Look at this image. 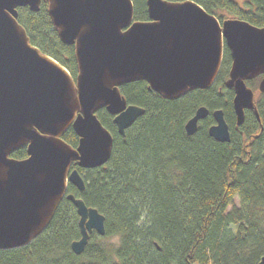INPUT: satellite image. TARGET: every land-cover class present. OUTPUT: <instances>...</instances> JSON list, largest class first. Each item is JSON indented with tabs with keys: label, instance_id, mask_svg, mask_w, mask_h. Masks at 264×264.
<instances>
[{
	"label": "water",
	"instance_id": "1",
	"mask_svg": "<svg viewBox=\"0 0 264 264\" xmlns=\"http://www.w3.org/2000/svg\"><path fill=\"white\" fill-rule=\"evenodd\" d=\"M42 0H0V248L25 245L41 233L66 195L79 215L80 237L71 248L80 254L90 233H106L105 215L68 192L84 189L78 167L106 163L114 137L97 114L105 107L121 135L145 112L130 103L120 85L144 79L167 98L210 87L218 77L227 46L232 62L224 84L233 89L239 125L255 109L248 79L261 75L264 92V25L238 16L220 19L195 0H146L149 18H134L133 0H47L48 13L62 42L74 44L78 72L29 41L18 21V7L38 10ZM209 113L208 132L231 138L222 107L199 105L185 123L193 134ZM72 126L76 146L63 138ZM26 146L27 156L11 153ZM259 264H264V255Z\"/></svg>",
	"mask_w": 264,
	"mask_h": 264
},
{
	"label": "trees",
	"instance_id": "2",
	"mask_svg": "<svg viewBox=\"0 0 264 264\" xmlns=\"http://www.w3.org/2000/svg\"><path fill=\"white\" fill-rule=\"evenodd\" d=\"M195 1L220 19V11L226 10L264 25V0H245V5L237 0ZM133 2L134 18L148 19L146 0ZM47 5L42 0L38 10L19 6L18 21L29 41L75 78L74 44L61 41ZM231 62L225 46L215 82L177 98L163 96L144 79L121 84L127 101L145 112L121 135L114 115L99 108V118L114 137L111 156L102 165L78 167L84 189L68 184V192L105 215L106 233L93 230L84 250L75 253L71 242L80 237L79 215L65 195L32 241L0 248V264H259L264 255V92L255 96L259 118L249 108L238 125L233 89L224 84ZM254 79L247 80L252 87ZM201 104L223 108L230 140L209 134L211 113L199 121L196 132H186L187 119ZM63 138L76 146L79 136L70 126ZM11 155L27 156L26 146ZM113 235L116 244L100 240Z\"/></svg>",
	"mask_w": 264,
	"mask_h": 264
},
{
	"label": "rangeland",
	"instance_id": "3",
	"mask_svg": "<svg viewBox=\"0 0 264 264\" xmlns=\"http://www.w3.org/2000/svg\"><path fill=\"white\" fill-rule=\"evenodd\" d=\"M237 1H238V3H239L240 5H245V0H237ZM220 14H221L223 17L234 16V15L230 14V13H229L228 11H226V10H221V11H220ZM253 79H254V78H253ZM259 79H260V76H257V77H255V79H254V85H253V87H254V91H255V96H257L258 93L260 92V90H259V88H258ZM235 202H236L237 204H239V202H240L239 196H236V197H235ZM100 240L103 241V242H105V243H107V244H116L117 241H118V237H117L116 235H113V236H107V237H105V238H102V237H101Z\"/></svg>",
	"mask_w": 264,
	"mask_h": 264
},
{
	"label": "flooded vegetation",
	"instance_id": "4",
	"mask_svg": "<svg viewBox=\"0 0 264 264\" xmlns=\"http://www.w3.org/2000/svg\"><path fill=\"white\" fill-rule=\"evenodd\" d=\"M224 47H225V46H224ZM259 76L261 77V75H259ZM247 109H249V108H247ZM245 111H246V110H245ZM212 123H213V122H212ZM212 123H211V124H212Z\"/></svg>",
	"mask_w": 264,
	"mask_h": 264
}]
</instances>
